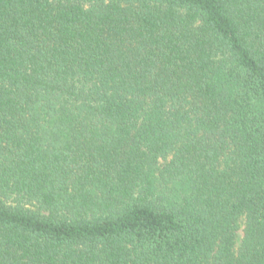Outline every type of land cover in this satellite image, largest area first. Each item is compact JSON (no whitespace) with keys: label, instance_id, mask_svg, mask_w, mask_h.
<instances>
[{"label":"trees","instance_id":"1","mask_svg":"<svg viewBox=\"0 0 264 264\" xmlns=\"http://www.w3.org/2000/svg\"><path fill=\"white\" fill-rule=\"evenodd\" d=\"M0 264H264V0H0Z\"/></svg>","mask_w":264,"mask_h":264},{"label":"rangeland","instance_id":"2","mask_svg":"<svg viewBox=\"0 0 264 264\" xmlns=\"http://www.w3.org/2000/svg\"><path fill=\"white\" fill-rule=\"evenodd\" d=\"M238 237H241V230L238 231Z\"/></svg>","mask_w":264,"mask_h":264}]
</instances>
